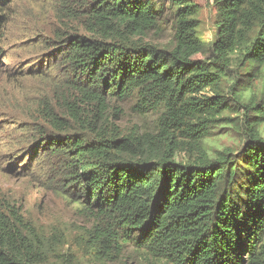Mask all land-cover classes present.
<instances>
[{
  "label": "trees",
  "instance_id": "16d2710c",
  "mask_svg": "<svg viewBox=\"0 0 264 264\" xmlns=\"http://www.w3.org/2000/svg\"><path fill=\"white\" fill-rule=\"evenodd\" d=\"M166 2L170 48L149 36ZM59 3L60 30L47 40L59 73L22 129L43 153L36 164L90 222L86 253L106 260L131 242L169 264H264V0H214L212 44L198 35L194 0ZM240 66L256 77L247 86ZM126 103L156 113V128L117 124ZM229 110L242 112L245 144L210 151L204 141ZM182 149L194 153L186 162ZM2 207L0 264H60L57 232Z\"/></svg>",
  "mask_w": 264,
  "mask_h": 264
},
{
  "label": "rangeland",
  "instance_id": "374dc122",
  "mask_svg": "<svg viewBox=\"0 0 264 264\" xmlns=\"http://www.w3.org/2000/svg\"><path fill=\"white\" fill-rule=\"evenodd\" d=\"M194 1L199 5L196 15L198 35L212 44L217 39L214 0ZM59 2L0 0V206L6 210L14 205L20 216L49 236L57 232L62 238V245L56 254L60 264H169L167 260L131 242L110 259L89 256L81 244L80 234L91 225L90 222L77 213L74 205L68 204L59 193L57 182L36 164L43 153L33 154L31 147L36 139L33 140L29 132L22 129V123L38 118L35 107L44 93L43 87L59 73L52 58L58 46L47 42L53 32L60 30L57 19L61 14ZM70 2L75 5L80 0ZM165 8L160 29L152 31L149 36L170 48L174 45L176 18L169 9V2H166ZM246 71L243 66L237 69L239 87L247 86L256 78L243 75ZM255 85L260 87L259 82ZM227 98L232 99V95L227 93ZM128 104L132 105L124 104L117 124L141 131L156 128V113L141 115ZM235 106L240 105L235 103ZM241 113L229 110L221 116L220 123L204 141L210 151L230 148L237 152L242 148L245 135ZM259 129L264 135V123ZM185 146L188 147V144ZM193 154L192 149H182L178 152V159L186 162Z\"/></svg>",
  "mask_w": 264,
  "mask_h": 264
}]
</instances>
